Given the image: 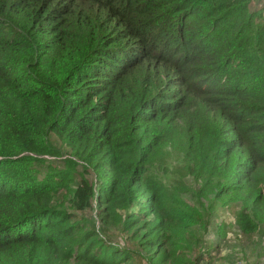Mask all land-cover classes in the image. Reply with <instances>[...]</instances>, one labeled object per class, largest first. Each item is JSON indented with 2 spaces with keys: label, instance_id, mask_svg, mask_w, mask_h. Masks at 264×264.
<instances>
[{
  "label": "trees",
  "instance_id": "1",
  "mask_svg": "<svg viewBox=\"0 0 264 264\" xmlns=\"http://www.w3.org/2000/svg\"><path fill=\"white\" fill-rule=\"evenodd\" d=\"M251 2L0 0V264H183L209 197L232 200L242 235L260 229ZM90 211L141 253L101 238Z\"/></svg>",
  "mask_w": 264,
  "mask_h": 264
},
{
  "label": "rangeland",
  "instance_id": "2",
  "mask_svg": "<svg viewBox=\"0 0 264 264\" xmlns=\"http://www.w3.org/2000/svg\"><path fill=\"white\" fill-rule=\"evenodd\" d=\"M251 9L264 7V0H252ZM53 160V159H51ZM177 198L194 204V196L186 193L182 186L175 191ZM203 200L204 222L202 227L192 230L196 243L201 244L200 248L193 254H184L181 258L183 264H264V223L260 229L252 235H242L235 224V208L232 200L227 198L214 201ZM197 207L198 204H196ZM87 216L95 220V229L101 238L121 247L141 253L135 242L126 238V234L116 228L102 230L96 221V212L90 211ZM225 236V237H224ZM224 237V238H223ZM210 254L206 256V251ZM185 251V250H184ZM204 253L201 261L198 254ZM199 259V260H198ZM129 264H144L135 255Z\"/></svg>",
  "mask_w": 264,
  "mask_h": 264
}]
</instances>
